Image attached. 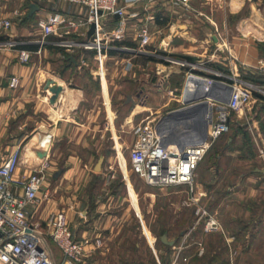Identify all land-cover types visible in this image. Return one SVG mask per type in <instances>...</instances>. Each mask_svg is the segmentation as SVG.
I'll list each match as a JSON object with an SVG mask.
<instances>
[{"label":"rangeland","instance_id":"rangeland-1","mask_svg":"<svg viewBox=\"0 0 264 264\" xmlns=\"http://www.w3.org/2000/svg\"><path fill=\"white\" fill-rule=\"evenodd\" d=\"M243 1L237 13L227 14V25H211L210 28L205 22H200L197 29L203 28L207 32L206 43L184 38L193 54L172 50L169 53L174 54L171 56L174 61L183 59L180 55H188L194 58L192 62L199 57L196 53L205 54L204 64H214L223 78L232 74L230 67H235L236 76L259 87L260 90L254 92L263 96L258 97L253 92L250 102L242 110L229 113L228 130L212 142L197 166L194 183L197 195L201 194L197 203L189 200L185 186L160 188L147 185L131 172L128 163L136 128L144 121H157L178 105L176 99L179 98L183 77L189 70L177 63L159 62L160 55L156 53L167 52L171 38L164 39L160 34L157 41L160 49L145 46V50L151 51L146 54L153 55L155 61L147 62L139 54L133 57L121 54L117 58L96 56L95 60L89 61V65L97 69L100 65L98 59H102L103 70L107 69V77L111 81L108 91L112 112L116 113L112 134L108 132L106 139H102L105 153L101 154V167L105 169L102 173L91 169L88 173L95 174L89 184L75 190L73 185H64L59 178L65 170L61 163L62 155L56 165L46 168L49 197L42 199V205L48 206V210L63 209L74 237L86 242L85 255L79 264H264V163L258 156V148L264 146V82L257 85L246 78L254 76L264 80V64L242 69L236 60H230L221 43H218L219 50L215 51L213 38L209 36L217 30L229 46L232 36H245L257 48L259 59L264 61V0ZM241 3L242 0H233L229 5L231 9H238ZM252 20L258 24L257 27L252 26ZM177 21L175 17L171 20L172 24ZM12 22L17 30L27 28L28 39L39 33L33 20L27 22L16 16ZM173 31H177L175 26ZM204 44L210 48L204 50ZM93 53L91 51L90 55ZM158 64L177 65L171 68L178 73H171L178 77L176 89L156 85L161 73L154 77L152 71L156 67L164 69ZM197 71L194 68L190 72L213 78ZM133 72L135 75L129 76ZM105 74L101 73L103 77ZM133 79H140L142 83ZM142 90L146 94L137 99L138 93L143 94ZM95 103L99 106L98 101ZM28 139H24L20 148ZM118 146L120 160L117 157ZM75 148L84 158L85 152H90L89 147ZM101 155L94 154L88 167L95 164ZM198 206L205 210L203 216L196 213ZM210 217L219 222L220 230H205ZM32 220L40 222L44 228L42 220ZM163 234L173 244L163 243L160 239ZM48 244L59 257L60 252L54 244Z\"/></svg>","mask_w":264,"mask_h":264},{"label":"crops","instance_id":"crops-1","mask_svg":"<svg viewBox=\"0 0 264 264\" xmlns=\"http://www.w3.org/2000/svg\"><path fill=\"white\" fill-rule=\"evenodd\" d=\"M9 1L0 0V19L11 18L13 20L16 17L13 12L17 11L20 13L17 17L23 18L26 16L30 18L26 21L33 20L36 27L38 20L46 19L55 12L62 13L73 20L85 18L88 12L86 7L69 3L67 0H15V3L12 0ZM232 1L190 0L189 7L165 2L151 3L148 13L154 16V20L148 22L152 33L148 46L160 49L157 46V41L160 34H162L164 39L171 38L169 41L170 49L166 53H170L172 50V52H179L180 54H193L184 42V38L206 43L207 32L203 28L197 29L201 26L200 22H205L210 28L212 26L227 25V14L237 13L244 3L242 0L238 9H231L229 3ZM30 4H35L37 8L30 16H27ZM119 4H123V0H119ZM135 11L138 15L128 17L126 35L124 39L116 42L119 48L114 49V51L123 52L122 55L127 54L132 57L139 53L151 52L149 49L145 50V48L142 52L133 51L137 48V27L145 22L147 15L139 6L128 9V13ZM157 14L167 16L168 20L165 24L159 25L156 23ZM173 17L178 18L176 24L171 22ZM103 24L105 29L111 30L117 24V17H109ZM173 26L177 28L176 32L173 31ZM252 26L257 27L258 24L252 20ZM88 29L80 26L72 30L67 37L77 41L82 40L84 35L87 36ZM18 30L15 29L13 22L10 28L0 31V162L9 152L18 146L21 147L24 139L29 137L28 141L23 144V148H21L22 162L14 173L15 178L26 175L29 168L37 164L40 158L44 159L47 166L51 168V165H56L63 155L61 163L65 170L59 176L61 182L67 186L73 185L75 190L81 186L85 187L89 184L91 176L95 174H89V171L92 169L93 172H97L94 171L96 163L91 167H88V163L93 159L94 154L101 155L105 153L102 139H106L108 132L112 134L111 126L113 127L115 122L113 120L116 118V113L112 112L111 95L108 91V83L111 85V81L107 77L108 71L107 69L103 70L102 64L97 69L89 65V61L96 58L94 53L90 55L91 50H83L80 47L68 50L63 47L52 46V42L57 39L54 34L47 36L45 43L40 44L41 32L39 28L37 29L39 33L29 39L26 38L29 34L27 28L22 27ZM209 36L213 38V43H215L214 33ZM9 40H14L17 44L14 47H8L5 42ZM28 44L35 45V50L23 47ZM230 44V46L228 44L231 54L229 58L232 62L234 59L239 65H242V69L246 70L249 66L253 67L258 64L261 67L260 64H264V61L259 59L260 57L257 55V48L247 37L234 35L230 40ZM202 47L206 50V48H210V45L206 46L204 44ZM20 50H27L32 53L28 63L20 61L18 56ZM37 50H39L38 54L35 53ZM118 52L115 54L107 53L106 56L110 55L112 58H117L121 55ZM196 54L199 57L193 63L198 65L196 66L198 73L216 76L217 69L204 64L205 54ZM70 56L73 57V61L70 60ZM221 58L224 60L223 57ZM158 65H161L164 69L156 67L155 71H152L154 77L161 73L156 85L161 87L164 85L169 90L176 89L175 85L178 82L176 75L178 73L175 70L172 71V69L176 68L178 64L173 66ZM103 72L106 73L104 77L102 76ZM173 72H176V75H172ZM134 75L133 72L129 76L133 77ZM12 76L20 78L19 85L15 88H11L8 84ZM187 77L186 74L183 77L179 98L176 99L178 105L171 110L182 106L180 102ZM133 81L142 83L140 79H133ZM57 88H59V93L56 95L54 91ZM142 92L143 94H137V99H141L146 94L145 91L142 90ZM97 101L99 106L95 103ZM132 115L135 116L136 112ZM131 123L134 125L133 119ZM14 133L16 135H13ZM44 135L50 138L47 153L46 151H40L41 147H39L40 150L36 149V144ZM72 146L73 148H71ZM74 146L89 147L90 152H85L87 154L84 158ZM117 148V157L120 160L121 151L119 146ZM38 152L44 153V155L39 156ZM119 164L122 166V161ZM103 169L105 167H101L99 172L102 173ZM56 177L55 174L54 178ZM42 201L27 208V214L31 219L35 218L43 221L50 211L58 210H48V206L42 205Z\"/></svg>","mask_w":264,"mask_h":264},{"label":"built area","instance_id":"built-area-1","mask_svg":"<svg viewBox=\"0 0 264 264\" xmlns=\"http://www.w3.org/2000/svg\"><path fill=\"white\" fill-rule=\"evenodd\" d=\"M69 3L84 6L87 8L85 18L73 20L62 13L55 12L46 19L37 21V27L41 32L40 44L45 43V38L50 34L57 36L52 42L55 47H63L73 50L80 47L83 50H91L95 56L105 57L109 49H118L116 42L124 39L127 31L128 17H136L138 13H128L131 7L139 6L146 13L145 22L137 27V48L136 51H144L152 38L148 22L154 20V16L148 13L153 2L181 4L189 7L190 0H67ZM98 11H101L99 14ZM14 11V16H19ZM117 15V24L111 29H105L103 22L109 17ZM94 24V32L85 36L82 40L68 38L72 30L80 26L89 28ZM11 18L0 19V31L12 26ZM216 39L215 51L219 50L218 43L227 50L231 56L228 43L221 33L215 30ZM8 47H14L17 42L6 41ZM127 50V49H126ZM129 50V49H128ZM164 52V51H163ZM36 54L39 50L35 51ZM166 53V52H165ZM32 53L27 50H20L18 53L20 61L28 63ZM210 57H213L212 55ZM162 63L173 62L179 66L187 67V76L206 80H217L220 86L215 88L214 94L221 97L227 90V103L209 100L212 105L210 118L207 121L206 138L203 141L197 139L196 126L198 117L193 118L190 123L193 128L179 127L175 135L165 146L161 144L164 133L159 134L155 129L156 120L144 121L135 130V139L129 148L128 163L131 172L141 178L147 185L168 188L185 186L190 195V201L197 203L201 194L196 193L194 176L197 166L212 142L228 130L229 113L242 110L251 100L253 92L260 88L247 83L236 76L230 67L231 75L223 78L220 72H216L219 79L207 78L195 75L190 71L198 66L186 59L174 61L169 53L160 55ZM100 66L102 64L101 60ZM232 68V69H231ZM238 75V74H237ZM225 77V76H224ZM20 78L12 76L9 86L15 88L19 85ZM220 106L219 108H216ZM214 110L216 114H214ZM48 136V135H47ZM39 144L43 145V138ZM49 138V137H48ZM50 140V138H49ZM42 148V147H41ZM258 156L264 163V146L258 148ZM21 148L16 147L1 159L0 162V264H79L85 255L84 247L86 242L77 240L69 226L67 214L63 209L50 211L43 220L44 228L38 221H33L27 214V208L39 204L42 199H48V177L47 163L41 159L37 164L29 168L26 175L18 178L14 173L21 164ZM47 183V184H46ZM47 187H46V186ZM197 195V196H196ZM197 214H205L201 207L196 208ZM205 230L212 232L220 230L219 222L210 217L205 223ZM54 244L60 252L57 257L48 243Z\"/></svg>","mask_w":264,"mask_h":264},{"label":"water","instance_id":"water-1","mask_svg":"<svg viewBox=\"0 0 264 264\" xmlns=\"http://www.w3.org/2000/svg\"><path fill=\"white\" fill-rule=\"evenodd\" d=\"M37 6L35 4H30V10L27 16H30L35 10ZM100 14L101 11H98ZM117 17V15H115ZM94 32V24L92 23L89 26L87 31V37H89ZM71 61H73V57H69ZM197 85L195 86L193 91L184 90L182 96V106L179 108L173 109L165 113L161 116L155 124V129L157 133L163 134L161 144L165 146L168 142H170L171 138L175 135L176 131L179 127L183 128H193L194 126L190 123V121L198 117V125L196 126L197 130V139L199 141H203L206 138L207 131V121L210 118L212 105L209 103V100H213L219 102L220 104L227 103V90L225 94L221 97H217L214 94L215 88L220 86V83L217 80H206L201 77L196 78ZM57 95L59 93V88L55 91ZM220 106L216 107L219 108ZM103 161V156L101 155L95 166L94 171H99L101 169V163ZM85 213V211H83ZM163 243H167L169 245L173 244V241L167 240L165 234L160 237Z\"/></svg>","mask_w":264,"mask_h":264},{"label":"trees","instance_id":"trees-1","mask_svg":"<svg viewBox=\"0 0 264 264\" xmlns=\"http://www.w3.org/2000/svg\"><path fill=\"white\" fill-rule=\"evenodd\" d=\"M29 20L30 18H28V17H26V16H24L23 18H22V20L23 21H26V20ZM168 20V18H167V16H162V14H157L156 15V23L157 24H159V25H163V24H165L166 23V21ZM53 46V45H52ZM24 48H27V49H30V50H35V48H36V46L35 45H25V46H23ZM118 51H114V50H108L107 51V53L108 54H115V53H117ZM92 53H93V51H92ZM118 53H123V52H118ZM157 54H159V55H165L166 53L165 52H163V51H157L156 52ZM139 55L140 56H142V57H144V59H145V61H155L156 60V58L153 56V55H147V54H141V53H139ZM171 56H174V54H170ZM181 57H183L184 59H186V60H188V61H190V62H192V61H194V58H192V57H190V56H188V55H180ZM160 61H162V59H159V62ZM167 64V63H166ZM211 66H213V67H216L214 64H212ZM216 69H217V67H216ZM219 69V68H218ZM198 72V71H197ZM211 77H213V78H217V79H219L220 77H218V76H215V75H211ZM246 78H248V79H250V80H252L253 82H255L257 85L258 84H260V83H262V82H264V80L263 79H259V78H257V77H252V76H247ZM254 83V84H255ZM258 97H263L261 94H259V93H257V92H254Z\"/></svg>","mask_w":264,"mask_h":264},{"label":"bare ground","instance_id":"bare-ground-1","mask_svg":"<svg viewBox=\"0 0 264 264\" xmlns=\"http://www.w3.org/2000/svg\"><path fill=\"white\" fill-rule=\"evenodd\" d=\"M188 79H187V81H186V83H185V87H184V90L186 89V90H189V91H193L194 90V88H195V86L197 85V80H196V77H194V76H191V75H189L188 77H187ZM184 92V91H183ZM36 138V137H35ZM39 138V137H38ZM31 143H33V142H31ZM43 145H40L39 143H37L36 145V149H38V150H40V148L39 147H42V149L40 150V151H46V153H47V150H48V146H49V138L48 137H44L43 138ZM29 145H30V143H29ZM29 147V146H28ZM34 149V148H33ZM33 154V153H32ZM38 155L39 156H42V155H44V153H40V152H38ZM46 156V155H45ZM25 157V156H24ZM26 158V157H25ZM42 158H40V160H41Z\"/></svg>","mask_w":264,"mask_h":264}]
</instances>
